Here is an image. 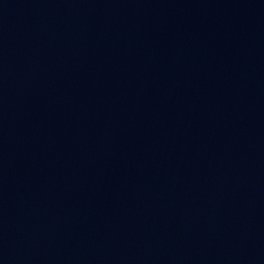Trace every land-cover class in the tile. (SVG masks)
<instances>
[{"label":"water","instance_id":"95a60500","mask_svg":"<svg viewBox=\"0 0 264 264\" xmlns=\"http://www.w3.org/2000/svg\"><path fill=\"white\" fill-rule=\"evenodd\" d=\"M0 264H264V0H0Z\"/></svg>","mask_w":264,"mask_h":264}]
</instances>
